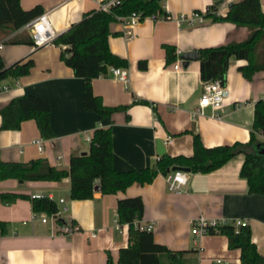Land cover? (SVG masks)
Instances as JSON below:
<instances>
[{"label": "crops", "instance_id": "obj_1", "mask_svg": "<svg viewBox=\"0 0 264 264\" xmlns=\"http://www.w3.org/2000/svg\"><path fill=\"white\" fill-rule=\"evenodd\" d=\"M102 0H18L23 9L41 6L54 36L79 21L83 13L98 9ZM238 0H161L166 17L145 16L135 25L125 27L121 21L109 24L107 48L125 60V82L107 71L90 80L92 93L105 106L122 108L107 116L86 110L82 104V79L61 60L63 46L52 42L33 46L22 39L29 36L25 26L6 32L0 27V55L5 66L17 59L30 58L28 73L5 78L0 84V107L11 98L29 94L49 104L50 138L38 133L34 119L24 120L17 129L0 128V160L28 161L44 158L49 165L67 169L70 155L87 151L91 131L108 128L111 133V165L115 170H139L154 166L158 159L155 143L159 140L164 154L188 156L192 137L199 136L204 146L246 142L252 123L253 104L264 98V69L250 79L243 78L238 67L245 60L228 59L225 72L226 95L223 104L213 111L192 114L201 93L197 58L182 66L180 55L198 48L243 41L245 26L231 21L212 20L204 16L214 3L216 15L224 16L228 5ZM264 12V0H259ZM197 12L201 19L192 20ZM39 13V14H40ZM190 20V21H189ZM18 38V42L10 41ZM165 46L178 53V68L167 60ZM142 62L143 67L138 66ZM1 123V120H0ZM169 141L165 142L166 138ZM262 140V135L257 134ZM39 139L41 149L34 142ZM243 154L231 156L213 171H184L185 183L177 191L168 190L165 175L157 172L150 183H138L102 194L94 190L91 197L70 199L69 178L58 181L0 180V192L22 193L28 197L46 196L63 206L56 217L46 215L42 221L36 211L30 218L31 202L26 198L5 204L0 202V220L6 230L0 234V264H112L120 247L128 243L126 223L117 222L115 206L119 198L138 196L143 202L140 224L151 223L153 241L177 255V264H238L239 250L230 249L224 233H191V223L202 217L218 225L245 221L250 239L264 258V195L246 192V181L238 174ZM170 167L166 172H170ZM264 177V169H262ZM61 198L63 202H59ZM45 214V213H44ZM164 261L165 255H160ZM219 260L216 262L215 260Z\"/></svg>", "mask_w": 264, "mask_h": 264}, {"label": "trees", "instance_id": "obj_2", "mask_svg": "<svg viewBox=\"0 0 264 264\" xmlns=\"http://www.w3.org/2000/svg\"><path fill=\"white\" fill-rule=\"evenodd\" d=\"M103 1V0H102ZM218 1V0H214ZM216 5L210 4L204 16L212 20L231 21L236 26H245L249 31L243 41H229L225 44L198 48L199 78L201 81L218 78L225 83L224 77L228 67V59L245 60L244 66L238 70L243 78L251 76L264 69V12L261 11L259 0H238L228 5L224 16L214 13ZM40 5L23 9L18 0H0V27L6 32L23 26L30 18L41 12ZM131 12L145 16H161L165 12L161 0H119L107 10L101 8L82 14L79 21L71 24L51 42L63 46L60 51L62 62L72 69L74 76L82 79V104L86 110L99 116H107L122 106L109 107L103 105L100 98L92 93L90 80L98 75H104L108 66L121 67L125 60L112 54L107 48V38L110 34L108 26L117 17L127 16ZM33 44L29 36L22 39ZM19 39L11 40V43ZM167 60L175 58L173 49L165 46ZM32 59L21 58L5 66L0 55V81L5 78H15L28 73ZM138 66L143 67L139 62ZM49 104L44 99L24 94L11 98L7 104L0 107V128L17 129L24 120L34 119L38 133L44 138H50ZM253 117L246 142L234 141L230 144L204 146L198 134L193 135L192 153L188 156H169L163 154L155 161L154 166L139 170L118 171L111 165V133L108 128H95L91 131L86 152L70 155L67 169H59L41 157L28 161L0 160V180L11 178L21 181H58L69 178L68 196L70 199L89 198L94 187L99 186L102 194H113L127 186L138 183H150V180L161 172L173 166L188 167L191 172H209L224 164L231 156L242 153L243 159L239 176L246 181V192L264 195V140H259L257 134L264 135V98L257 99L253 104ZM26 198L31 202L33 212L40 211L51 216L57 211L56 201L46 196L28 197L22 193L10 191L0 192V202L10 204L16 199ZM143 202L138 196L119 198L115 206L117 222L126 223L128 243L120 247L115 264H176L177 255L165 246L153 241L152 231H145L134 226L142 217ZM6 221L0 220V234L6 230ZM208 233L222 232L227 237L230 249L239 250L238 264H264V258L257 251L256 245L250 239V228L238 226L235 230L232 223H224L208 228ZM165 255V260L160 258ZM104 264H112L108 255Z\"/></svg>", "mask_w": 264, "mask_h": 264}, {"label": "built area", "instance_id": "obj_3", "mask_svg": "<svg viewBox=\"0 0 264 264\" xmlns=\"http://www.w3.org/2000/svg\"><path fill=\"white\" fill-rule=\"evenodd\" d=\"M119 3V0H103L101 1L100 7L103 10H107L110 6L113 4ZM154 17V16H152ZM160 17H166V14L161 15ZM119 21L123 24V26L126 28L124 31L125 35H129V27L135 25L139 20V14L136 12H131L127 16L117 17ZM192 20L194 18L200 20L201 16L197 12L191 13ZM190 21V20H189ZM25 28L29 32V37L33 40V46H42L46 45L47 43L51 42L56 36H54V33L52 32L50 28V22L47 19V16L45 13H40L28 20L27 23L24 24ZM3 46V43L0 42V48ZM178 61V53H175V59L172 64L173 69H177L179 66ZM108 72L111 74V76L118 80H121L125 82L127 80V70L124 67H117V66H108ZM7 87L3 84H0V90H4ZM226 95V88L225 83H222L218 78H212L211 80H204L201 83V93L199 95V100L197 103V106L194 108L192 114L196 116L197 114H202L203 109L206 107H209L213 113L215 114L214 110L219 108L225 99ZM88 140H90V136H86ZM262 140H264V135H262ZM169 141V138L167 137L165 139V142ZM37 146V149H41V142L39 139H35L34 142ZM185 172L180 170H173L170 172H167L165 175V181H166V187L168 190L171 191H177L180 189V187L185 183ZM59 202H63L61 198L58 199ZM66 207L63 206L60 210L57 209V211L52 214L50 217H56L59 215L61 211H65ZM36 212H33L30 214V218H35ZM41 220H46V214H40ZM235 230L237 231L238 226H245V221L235 220L232 222ZM134 226L141 230L145 231H151L152 224H140L138 222L134 223ZM217 226V222L213 220H205L204 218L200 217L194 222L191 223L190 231L193 234H203L208 233L209 229L212 228L215 229ZM220 259H216V262H219Z\"/></svg>", "mask_w": 264, "mask_h": 264}, {"label": "water", "instance_id": "obj_4", "mask_svg": "<svg viewBox=\"0 0 264 264\" xmlns=\"http://www.w3.org/2000/svg\"><path fill=\"white\" fill-rule=\"evenodd\" d=\"M220 1L221 0L215 1V3L218 4ZM197 57H198V51L197 50L183 52L180 55L182 66H186V62L188 60H195ZM155 148H156V153H157L158 156H161V155L164 154V148H162V145H161L159 140H156ZM170 170L171 171H173V170L189 171V168L185 167V166L181 167V166L173 165V166L170 167ZM94 190H99V186L96 185L94 187Z\"/></svg>", "mask_w": 264, "mask_h": 264}]
</instances>
